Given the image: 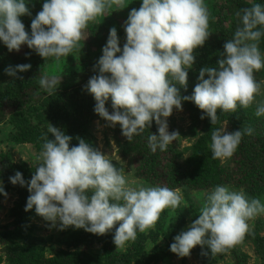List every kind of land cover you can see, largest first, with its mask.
<instances>
[{"label":"clouds","instance_id":"1","mask_svg":"<svg viewBox=\"0 0 264 264\" xmlns=\"http://www.w3.org/2000/svg\"><path fill=\"white\" fill-rule=\"evenodd\" d=\"M27 0H0V44L9 52L27 46L43 60L69 56L84 38L89 22L116 5L124 9L127 0H43L42 9L31 20L30 32L20 17L31 15ZM241 26L230 40L217 67H201L191 96H181L187 87L188 72L195 63L194 51L211 34L205 0H141L139 9H131L121 25L125 42L120 46L116 27L109 29L101 56L93 66L83 90L94 101V113L109 127L120 126L130 142L153 121L157 133L148 137L150 151H165L179 136L168 131L167 118L173 109L182 110L190 101L213 124L217 111L236 112L247 108L261 93L254 72L264 68V53L259 42L264 37V5L254 3L242 10ZM86 38H84L85 40ZM28 54L26 53V56ZM31 64L9 65L7 76L23 79L17 73ZM56 78L41 77L46 90H54ZM56 90V89H55ZM111 101V112L106 103ZM257 116L264 115V102L257 105ZM227 123L213 131V158L233 156L243 135L253 129L228 132ZM42 135V150L36 157V169L29 181L17 171L9 177L12 185H27L30 195L25 211L34 208L49 229H83L102 236L115 228L113 243L124 250L135 242L138 232L155 227L165 208H176L182 196L178 190L160 186L129 187L123 170L98 148L82 138L71 146L72 136L48 123ZM49 136L52 138L50 139ZM0 196L7 197L0 181ZM264 213V203L248 199L242 191L217 185L207 193L205 202L186 231L173 238L169 250L178 258L188 257L196 246L207 249L203 255L227 251L242 242L249 232L248 221ZM118 225V226H117Z\"/></svg>","mask_w":264,"mask_h":264},{"label":"trees","instance_id":"2","mask_svg":"<svg viewBox=\"0 0 264 264\" xmlns=\"http://www.w3.org/2000/svg\"><path fill=\"white\" fill-rule=\"evenodd\" d=\"M27 2L30 3L26 6L31 15L22 16L20 19L25 25V30L30 32L31 20L41 11L43 0ZM136 2L141 4V0ZM254 3L264 5V0H205L211 34L205 44L194 51L196 60L188 72L186 90L178 82L173 81L179 88L181 96L192 95L201 67H217V60L224 51L223 44L226 40L232 39L236 29L241 26L242 10L252 7ZM120 12L118 10V13ZM99 17L98 22L95 20L89 22L84 30L86 39L82 38L78 45L81 52L73 50L69 56L61 57L59 60L54 58L43 60L27 46H22L21 54L19 53L21 51L9 52L0 44V124L7 122L11 127L9 133L11 142L16 145L31 144L40 152L43 144L41 136L50 135L47 132L50 123L73 137L70 147L78 143L77 138H82L95 147L90 128L93 122L104 120L94 113L95 101L83 90V86L96 74L93 66L102 54L101 49L106 42L109 29L116 27L121 47L125 42L122 24H119L116 18L111 19L108 14ZM259 49L264 53V37L259 42ZM18 64H31V69L17 73V76L23 79L13 78L5 82L6 66ZM43 76L58 80L54 90L49 91L41 86L40 80ZM254 78L261 84L262 90L264 68L255 71ZM106 107L111 112L110 100ZM182 107L189 122L187 132H183L176 125L177 119L172 112L167 118L169 132L176 131L179 136L165 151L157 149L156 152H152L148 147V137L157 133L158 126L154 121L151 127L145 128L139 135H134L130 142L122 136L120 126L117 124L113 137L118 148L117 156L121 161L128 160L133 164V177L145 186L168 187L181 192L195 219L198 218L203 206L199 201L204 204L207 193L217 185L228 186L232 191H242L248 199H259L263 203L264 115H256L257 105H250L247 108L238 106L236 112L218 110L217 120L213 124L207 117L200 118L203 115L202 110L194 103L184 101ZM226 123L230 132L252 128L253 134L243 135L232 157L213 158L210 148L212 133ZM187 136L191 145L186 158H182L179 142L183 138L187 139ZM0 164V181L4 190L7 194L11 191L15 195L10 220L0 231L2 254L8 264H172L170 258L172 252H169V247L167 252L161 253L154 249L138 255L139 250L143 248L138 237L134 245L136 252H133V249L132 252L124 254L116 252L113 243L115 228L109 233L97 236L83 229L69 227L61 232L58 239L62 250L49 258L46 257L43 251L44 240L35 236L37 231L35 225L38 221L44 220L36 215L34 208L27 212L24 210L30 195L27 185L21 187L9 182V177L17 171L22 173L25 181H29L37 165L13 163L10 156L3 153H0ZM3 197L0 196V210ZM167 213L165 208L156 223L159 229L162 228L163 218ZM251 220H255L254 226L249 227V232L242 242L237 244L238 247L235 245L223 253L209 252L203 255L202 251L208 250L196 246L190 255L199 264H226L225 260H228L229 264H247L251 255L255 264H264V218L257 215ZM243 245H248L251 255L241 249ZM97 246L100 250L97 257L86 253ZM181 259L184 263L186 257Z\"/></svg>","mask_w":264,"mask_h":264},{"label":"rangeland","instance_id":"3","mask_svg":"<svg viewBox=\"0 0 264 264\" xmlns=\"http://www.w3.org/2000/svg\"><path fill=\"white\" fill-rule=\"evenodd\" d=\"M127 3L129 4L124 9H121V10L118 6L113 5L111 8L107 9L106 11L108 12H105L102 16H106V14H108V16L111 17V19L116 18L119 24H123L125 21V18L128 16L129 11L133 8L139 9L141 5L138 2H136V0H127ZM118 10H120L121 12L118 13ZM99 18L100 17L98 16L95 19V21L98 22ZM84 38H85V31H84ZM21 50H22V47H21ZM19 53L21 54L22 51ZM11 79H13V77L7 76L4 73L5 82L10 81ZM261 102H264V86L261 90L260 95L256 97L252 105L253 106L258 105ZM173 116L177 119L176 125L179 128H181L183 132H187L189 122H188V118L184 112L183 107L181 111H177L176 109H174ZM116 126L109 127L107 125V122L105 121L104 122H101V121L93 122L90 128V131L94 138V145L101 152H103L107 158L113 160L112 162L115 166L122 168L123 174L125 175L126 180L128 181L129 187L136 188L139 186H145L142 182H140L139 180L133 177V170H134L133 164L128 160L121 161L119 157L117 156L118 148L115 145L114 138H113L114 130ZM226 130L230 132V128L228 125L226 126ZM168 131H169V128H168ZM9 133H11V127L7 124V122L0 124V153L7 154L8 156H10L13 163L25 162L29 166L37 165L36 157L38 156L40 152H38L34 148V146H32L31 144H24V145L14 144L9 139ZM187 139L183 138V140H180L179 142V149H180V152L182 153V158H186V156L188 155V148L191 145L188 136H187ZM180 194L182 196L181 192ZM14 200H15V195L11 191L7 194V197H3V199L1 200L0 231L2 230L3 227L6 226L7 222H9L10 220L9 218L12 212ZM195 201L197 202V199ZM199 202L201 205H203V202L201 201ZM167 211L168 213L163 218V225L161 229H159L157 225H155V227L153 228H149L144 232L137 233V237L140 238L139 240H141L140 242H142L143 244L142 246L143 248L139 250L138 255L141 252L146 253L154 249L161 253L167 252L169 245L173 242V238L176 235H178L181 231H186L188 229V226L195 220L194 213L191 211L188 204L185 203L183 197L178 207L167 208ZM259 216L264 218V213L259 214ZM254 221L255 220H251L249 222L250 228L254 226ZM35 226L37 228L35 236L41 240H44L45 242L43 245V251L46 257L49 258L54 253L58 252L59 250H62V247L58 241L62 231H58L55 228L49 229L45 221H38V223ZM64 231L65 230H63V232ZM135 242H129L124 250L116 248V246L114 250L116 252H121L123 254L128 251L132 252V249L134 252L136 248V246H134L136 244ZM236 246L238 247V245ZM2 249H3V245H0V264H8L5 260V257L2 254ZM241 249L244 252H246L248 255H251V251L248 245H243ZM86 253L92 255V257L93 256L97 257L100 254L99 246H97V248L92 249ZM170 258H171L172 264H199L198 261L192 255H189L188 257H186L184 263H182L181 258H178L175 254L173 255V253H172V256H170ZM224 263L229 264L228 260H225ZM247 264H255L253 262L252 255H251V258L247 261Z\"/></svg>","mask_w":264,"mask_h":264}]
</instances>
